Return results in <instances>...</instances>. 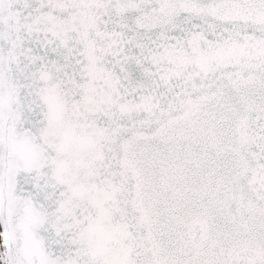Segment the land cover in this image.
<instances>
[{"label":"snow or ice","instance_id":"snow-or-ice-1","mask_svg":"<svg viewBox=\"0 0 264 264\" xmlns=\"http://www.w3.org/2000/svg\"><path fill=\"white\" fill-rule=\"evenodd\" d=\"M0 264H264V0H0Z\"/></svg>","mask_w":264,"mask_h":264}]
</instances>
